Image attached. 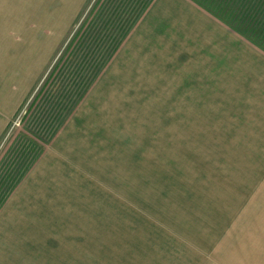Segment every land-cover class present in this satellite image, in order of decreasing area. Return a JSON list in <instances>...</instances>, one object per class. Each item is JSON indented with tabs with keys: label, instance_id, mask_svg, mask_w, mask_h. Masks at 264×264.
Returning <instances> with one entry per match:
<instances>
[{
	"label": "rangeland",
	"instance_id": "rangeland-1",
	"mask_svg": "<svg viewBox=\"0 0 264 264\" xmlns=\"http://www.w3.org/2000/svg\"><path fill=\"white\" fill-rule=\"evenodd\" d=\"M153 1L79 0L58 33L59 2L0 0V84L57 33L0 124V264H264V63L110 66Z\"/></svg>",
	"mask_w": 264,
	"mask_h": 264
},
{
	"label": "crops",
	"instance_id": "crops-1",
	"mask_svg": "<svg viewBox=\"0 0 264 264\" xmlns=\"http://www.w3.org/2000/svg\"><path fill=\"white\" fill-rule=\"evenodd\" d=\"M78 1L47 0L51 5L59 2L57 4L62 7L61 20L53 26L58 27V33L68 19H73L75 11L72 7L78 5ZM141 27L142 31L136 28L130 30V27L125 30L121 37L123 40L119 41L121 48L115 53V59L109 61L110 66L119 60L118 56L122 53L124 56L126 54L128 65L121 69L141 73L142 79H148L146 73L160 68L184 71L188 62L192 66H198L195 71L191 68L190 74L200 72V76L207 80L215 79L216 75L223 81L240 76L243 69H263L264 49L194 0H154L141 19ZM56 35L53 30L50 36L45 34L40 42L34 40L27 48L28 51L25 50V54L14 53L12 57H7L8 61L22 71L20 78L7 77L5 80L11 82L0 84V124L5 122L7 126L6 120L17 114L25 103L24 100L34 84L33 80L39 77L41 65L50 54L48 48L56 42ZM134 39L142 45L140 50L139 47L132 46ZM117 45L118 42L114 46ZM40 47L41 51L38 49ZM182 61H186V65L179 68L178 64L182 66ZM205 69L207 72H204ZM215 69L219 72L210 74ZM9 74L15 76V73ZM221 83L206 82L207 86Z\"/></svg>",
	"mask_w": 264,
	"mask_h": 264
},
{
	"label": "trees",
	"instance_id": "trees-1",
	"mask_svg": "<svg viewBox=\"0 0 264 264\" xmlns=\"http://www.w3.org/2000/svg\"><path fill=\"white\" fill-rule=\"evenodd\" d=\"M194 1L264 49V0Z\"/></svg>",
	"mask_w": 264,
	"mask_h": 264
}]
</instances>
